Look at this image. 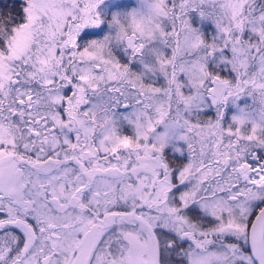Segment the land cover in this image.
<instances>
[{"label": "snow or ice", "instance_id": "obj_1", "mask_svg": "<svg viewBox=\"0 0 264 264\" xmlns=\"http://www.w3.org/2000/svg\"><path fill=\"white\" fill-rule=\"evenodd\" d=\"M0 264H264V0H0Z\"/></svg>", "mask_w": 264, "mask_h": 264}]
</instances>
